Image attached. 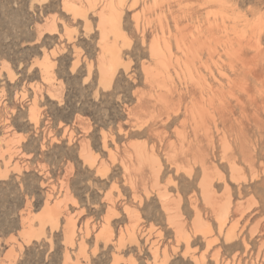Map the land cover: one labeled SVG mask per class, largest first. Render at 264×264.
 I'll return each instance as SVG.
<instances>
[{"label":"rangeland","instance_id":"rangeland-1","mask_svg":"<svg viewBox=\"0 0 264 264\" xmlns=\"http://www.w3.org/2000/svg\"><path fill=\"white\" fill-rule=\"evenodd\" d=\"M206 1L125 0L119 16L125 37L118 41L124 65L113 76L125 82L122 104L117 101V108L109 102L97 108L90 90L107 83L101 81L97 63L101 50L97 11L103 0H71L68 7L64 0L35 5L31 0H0V172L7 177L0 179V264H264V26L256 22L264 15V0ZM38 24L56 29L46 32L40 45L49 52L55 49L56 55L49 58L50 64L44 69L38 65L29 72L19 65L34 60L36 46L27 37ZM206 26L220 39L212 32V43L204 48L213 47L220 53L209 56L202 50L204 60L196 64L195 74L213 86L221 82L225 86L228 77L246 80L250 94L236 88L239 101L226 97L229 107L218 115L217 127L208 122L214 140L208 139L203 128L195 135L191 120H186L182 111L175 113L179 104L189 100V90L196 92L195 97L201 91L188 85L190 80H186L182 65L173 59L163 68L164 75L148 49L152 36L156 37L155 30L160 37L166 30L163 37L167 32L175 57L179 52L173 37L178 27L189 37V31L203 29L205 33ZM235 33L239 38L244 36L239 39H244L239 57L245 58L248 67L243 59L242 66L237 57L224 55L228 41L236 43ZM73 63L76 73L71 71ZM143 63L150 71L162 69L160 80L176 82L169 114L149 100L151 89ZM245 66H251L253 73ZM49 69L48 80L45 71L49 73ZM129 75L135 87L128 83ZM85 77L90 79L87 86L80 82ZM58 95L67 99L62 111L66 118L63 131L53 123L55 110H49L52 97ZM77 110L82 117L79 124L75 120ZM219 135L226 136L227 149ZM187 139L193 146L183 156L181 146L188 145ZM144 144L161 163L158 183H153L157 180L153 181L149 165L136 170L139 164L131 156L133 147ZM173 151L174 156L170 154ZM242 151L250 155L244 158ZM195 154L205 155L210 168L219 172L213 181L217 205L230 198V215L222 229L218 213L213 211L217 207L202 197L201 168L192 160ZM230 159L241 168L243 179L238 182L231 177ZM66 160L72 165L70 174ZM18 175L25 176L27 191L18 188ZM161 191L167 192L168 203L181 215L183 236L169 220L175 211L170 214L163 207ZM56 200L63 201L54 211L58 221L41 224L38 215ZM237 204L241 209L235 213ZM196 211L205 226L195 227ZM28 216L32 220H26ZM70 221L75 225L74 243L68 242ZM29 228L37 237L24 236ZM102 228L106 238L98 235ZM230 230L234 236L229 241Z\"/></svg>","mask_w":264,"mask_h":264},{"label":"bare ground","instance_id":"bare-ground-1","mask_svg":"<svg viewBox=\"0 0 264 264\" xmlns=\"http://www.w3.org/2000/svg\"><path fill=\"white\" fill-rule=\"evenodd\" d=\"M65 1V4L66 6L68 7V5L70 6L71 4V0H64ZM206 1V0H205ZM208 1V0H207ZM206 1V2H207ZM95 2V0H94ZM160 2V1H159ZM167 2V1H166ZM209 4L210 3H214V1H211L209 0L208 1ZM207 2V3H208ZM123 3H125V0H103V4H102V7L99 9V11H97V15H98V19H99V29H100V41L99 43L101 42V50H100V53H99V56H98V60H97V63H98V69H99V72H100V79L102 82H107L108 81H111L112 77L115 75L116 71L118 70V68L123 64L124 65V62H123V58H122V55H121V52H120V47H119V44H118V41L120 38H122L124 35L122 33V28L120 26V23L119 22V16H120V11H121V6L123 5ZM162 3V2H161ZM160 3V5H161ZM68 4V5H67ZM153 4V3H152ZM156 4H157V1H156ZM159 4V3H158ZM157 4V5H158ZM178 4V3H177ZM96 5V4H95ZM94 5V7H95ZM210 7V6H209ZM155 9V8H154ZM168 9V8H167ZM147 10V9H146ZM188 10V9H187ZM155 11V10H154ZM169 13V12H168ZM196 14V13H195ZM211 14V13H210ZM222 14L224 15V13L222 12ZM160 15V14H159ZM185 15V14H184ZM209 15V14H208ZM207 15V16H208ZM186 16V15H185ZM183 16V18L185 17ZM188 16V14H187ZM86 17V16H85ZM160 17V16H159ZM190 17V16H189ZM191 17H192V14H191ZM211 17V16H209ZM240 17V15H239ZM175 18V16H174ZM213 18V17H212ZM176 19H177V16H176ZM180 19V18H179ZM187 19V18H186ZM191 19V18H190ZM210 18H208V21ZM175 20V19H174ZM263 20H264V15L261 14L259 15L258 19L256 22H258L259 24L263 25ZM146 21V20H145ZM160 21V20H159ZM178 21V20H177ZM189 21V20H187ZM137 22V20H136ZM181 23V21H179ZM199 22V21H198ZM146 23V22H145ZM187 23V22H186ZM225 24V22H223ZM236 23V22H235ZM176 24V22L174 23V25ZM188 24V23H187ZM186 24V25H187ZM199 24V23H198ZM218 24V23H217ZM161 25V24H160ZM173 25V24H172ZM178 25V23H177ZM176 25V26H177ZM180 25V24H179ZM201 25V23H200ZM223 25V24H222ZM49 26V29L52 28L51 25H48ZM137 26V25H136ZM145 26V25H144ZM163 26V24H162ZM176 26L174 28H176ZM185 26V25H184ZM189 26V25H187ZM208 26L209 23H208ZM205 31V33L202 32V30L200 31H195L194 32H190L189 33L191 34H188L190 35L189 37L186 36V34H184V32H182V30L179 29L178 27V34L173 37L174 38V43L176 45V50L177 52H179L178 55H176L174 57V52H171V45H170V39H168L167 37V32H166V37H163L164 36V32H161L163 33L162 37H160L159 35H157V32L155 30V33H156V37L155 36H152L154 38L151 39V42H149V54H150V57L152 58V60H154V62L158 63L160 67H162V69L168 65V61H170L171 59L175 60V63H177V65L181 64L182 65V73L187 77V79L190 80V82L188 83V85H193L195 89H197L198 91H201V95L195 97L197 94L196 92L194 91H190L189 89V94H190V97H189V100H187V103L183 104V106H180L181 104H179L177 106V109L175 111L176 114H178L180 111L183 112V115L184 117L189 120H191L192 122V130H193V133L196 135L199 130L201 128H203V130L205 131V134L206 136H209L208 139L211 140H214V138L212 136L209 135V131L211 129H209L208 127V122L209 120L212 121L214 124H215V127H217V122H218V115L220 113H224L228 107H229V104L227 106V101H226V97L229 96L230 97H235L237 98L236 100L239 101V98L236 97V88H238V90H240V92H244L247 96L250 95L248 94L249 93V86L247 85V81L245 82L244 80H240L238 79L237 77L235 79H232V77H228L227 78V82L225 83V86H223L221 83L216 85V86H213L211 85L212 83H208L207 81H204L203 80V76L201 77L200 74L196 75L195 71L193 70L194 68H196V64L198 62L201 61V54H202V50H206V52H208L209 56L212 55L216 52V49L211 47V48H204V47H208L210 46V42H211V38H213V30L211 27L213 26V23L211 25V27H209ZM215 26H216V23H215ZM221 26V25H220ZM225 26L227 27V25L225 24ZM225 26H223L225 28ZM232 26V25H231ZM229 26V27H231ZM147 27V26H146ZM161 27V26H160ZM195 27V26H194ZM199 27V26H198ZM205 27V26H204ZM214 27V26H213ZM217 27V26H216ZM166 28V27H165ZM181 28V26H180ZM183 28V27H182ZM185 28V27H184ZM200 28V27H199ZM202 28V27H201ZM235 28V26H234ZM238 28V27H237ZM137 29V28H136ZM164 29V28H163ZM205 29V28H204ZM218 29V27H217ZM262 29V28H260ZM195 30H198L196 29L195 27ZM234 30V29H232ZM151 31V30H150ZM161 31V30H159ZM192 31V29H191ZM243 31V29H242ZM241 31V32H242ZM177 32V31H176ZM215 32V30H214ZM213 32V33H214ZM232 32V31H231ZM238 32V31H236ZM252 32V31H251ZM174 33V31H173ZM208 33V34H207ZM218 33V32H217ZM216 33V34H217ZM220 33V32H219ZM243 33V32H242ZM245 33V32H244ZM160 34V32H159ZM241 34V33H239ZM143 35V34H142ZM154 35V33H153ZM161 35V34H160ZM170 35V34H169ZM215 35V33H214ZM236 35V33H235ZM245 35V34H244ZM111 36H113V40H110ZM144 36V35H143ZM158 36V37H157ZM171 36H172V33H171ZM238 37V35H236ZM125 37V36H124ZM215 37L218 39L219 37H217V35H215ZM242 36L241 35V38L238 37V39L235 41L236 43L233 42V40L231 41V39L228 41V43L226 44V48L223 50L225 53L224 55L226 54L227 56L232 57V56H235V59L236 57L240 60L244 58V57H239L240 55V52L244 49L242 48V43L244 42V39H243V42H241L240 40L242 39ZM249 37V36H248ZM170 38V37H169ZM223 38H226L225 36H223ZM227 38L229 39L228 35H227ZM234 38V36H233ZM146 39V38H145ZM172 39V38H171ZM210 39V41H209ZM220 39V38H219ZM218 39V41H219ZM240 39V40H239ZM247 39V38H245ZM150 40V39H149ZM222 40V39H221ZM250 40V39H249ZM247 39V42L249 41ZM255 40V39H254ZM173 41V40H172ZM224 40H222L223 42ZM227 41V40H226ZM246 41V40H245ZM255 42V41H254ZM209 43V45L207 44ZM212 43V42H211ZM221 43V42H220ZM219 44V43H217ZM224 44V42H223ZM245 44V43H244ZM144 45H145V42H144ZM147 45V44H146ZM249 45V44H248ZM218 46V45H217ZM222 47V46H221ZM217 48V47H216ZM260 48V47H259ZM218 49V48H217ZM223 49V47H222ZM172 54H171V53ZM218 55L220 53V51H218ZM216 52V53H217ZM174 54V55H173ZM204 54V53H203ZM172 55V56H171ZM223 56V55H222ZM170 57V58H168ZM204 57V56H203ZM208 57V56H207ZM206 57V58H207ZM221 57V55H220ZM219 57V58H220ZM213 58V57H212ZM210 58L212 61L214 59ZM245 59V58H244ZM244 59L242 60L243 63H245ZM204 60V59H203ZM203 60L201 62H203ZM210 61V60H209ZM150 62V61H149ZM153 61H151V64H152ZM173 62V61H172ZM171 62V63H172ZM208 63V60L206 61ZM205 62V63H206ZM148 63V62H146ZM232 63V62H231ZM230 63V64H231ZM242 63V62H241ZM243 63L241 64L243 66ZM247 63V62H246ZM245 63V64H246ZM155 64V63H154ZM153 64L154 68L156 67L155 65ZM174 64V63H172ZM147 65V64H146ZM149 65V63H148ZM147 65V66H148ZM176 65V64H175ZM232 65V64H231ZM152 66V65H151ZM150 66V67H151ZM171 66V65H169ZM174 66V65H173ZM172 66V67H173ZM196 66V67H195ZM209 66V65H208ZM171 67V68H172ZM181 67V66H180ZM180 67L177 66V68L180 70ZM200 67V65H199ZM233 67V65L231 66ZM247 67H248V63H247ZM256 67V66H255ZM48 68V67H47ZM46 68V69H47ZM145 68V69H144ZM230 68V66H229ZM251 68V66L249 67V69ZM44 69V68H43ZM143 69L146 71V79L148 80L147 81V84L148 82L150 83L149 84V88L151 89L150 93H149V100L152 101L155 105H160L162 108H164L168 114H169V107H170V103L174 100V92L176 90V85H175V81L173 80H170L168 78V76L170 75V72H168L167 74V78L166 80L162 79L160 80L161 76H162V73L164 71H161V70H158V68H156V70H152L150 71L151 68H146L144 63H143ZM169 69V68H168ZM175 69V68H174ZM173 69L174 72H176L175 70ZM210 69V68H209ZM234 69V67L232 68ZM246 68L245 66V70L248 72L250 70ZM205 70V69H204ZM48 71V69L46 70ZM45 71V74H46V77L45 79H48L49 80V77L48 76L50 74V69H49V73ZM169 71V70H167ZM194 71V72H193ZM144 72V71H143ZM181 72V71H180ZM222 72V71H221ZM220 72V73H221ZM235 72V71H234ZM253 73V70L250 71ZM249 72V73H250ZM197 73H199L197 71ZM223 73V72H222ZM221 73V75H222ZM165 75V71L163 73ZM175 74V73H174ZM211 74V73H210ZM180 75V74H178ZM184 75L182 78H184ZM225 75V74H224ZM213 76V75H212ZM172 77V76H170ZM166 78V77H165ZM205 78V77H204ZM240 78V77H239ZM242 78V77H241ZM215 79V78H214ZM178 80V79H177ZM218 81V79H215ZM185 81V79H184ZM188 81V80H187ZM175 82V83H174ZM106 83V84H107ZM180 83V82H179ZM186 84V82H184ZM218 83V82H217ZM224 84V83H223ZM186 87V86H185ZM189 87V86H188ZM187 87V88H188ZM264 87V85H263ZM187 88L185 89L187 91ZM193 88V89H194ZM196 90V91H197ZM180 91V90H179ZM236 91V92H234ZM184 95H182L181 93H179V97L180 98H183ZM140 99H144V97H141ZM140 99H139V102H140ZM232 99V98H230ZM178 100V99H177ZM233 101V100H232ZM142 103V102H141ZM231 108V107H230ZM33 111V110H32ZM219 128V127H218ZM202 132V131H200ZM181 136L184 135V134H180ZM213 135V134H212ZM226 135V134H225ZM220 136V135H219ZM195 137V136H194ZM221 137V141L223 143V147L224 149L227 146V142L226 140L224 139V137L226 138V136H220ZM238 137V136H237ZM197 138V136H196ZM200 138V137H199ZM237 139V138H236ZM186 140V139H185ZM192 140V139H191ZM219 140V139H218ZM193 141V140H192ZM197 141V139H196ZM187 142H188V145L185 147L183 146V141H182V146H181V152H185L186 149H188L187 151H189L192 146H193V143L190 142V140L188 141L187 139ZM212 142V141H211ZM186 143V141H185ZM214 143V142H213ZM238 144V143H237ZM245 145V144H244ZM230 146V145H229ZM222 147V146H221ZM134 150H133V153L131 154V156L135 157V159L137 160L138 162V166L137 167L138 169L136 170H139L142 166H144L145 164L149 167H150V170H152L151 172L153 173V181H154V178L155 180H157V182H153V183H158V178L160 177V173H161V163L158 159V157L155 155L154 152H151L147 147L146 145H142V146H136V147H133ZM178 148V147H177ZM223 149V150H224ZM227 149V148H226ZM81 150V149H80ZM231 150V149H230ZM179 151H180V148H179ZM229 151V150H228ZM171 152V151H170ZM227 152V151H226ZM191 153H193V151H191ZM240 153H243L244 155V158H247L249 155H250V152L248 151H242ZM172 156H174L176 154L175 151H173L172 153H170ZM178 154V153H177ZM186 154V153H185ZM182 155V154H181ZM188 155V153H187ZM200 156H196L195 154V159L193 158L192 160L194 161H197L200 165V170H201V179H200V182H199V185L201 187V192L203 194L202 197H204V200L207 202V203H210L212 204L216 209L214 210L213 208V211L214 212H217V217L219 219V223H220V228L222 229L224 227V225L226 224V220L228 219V216L230 215V198L225 200L224 202H221L222 204H219L217 205V203L215 202V199H214V196H215V191L213 189V181H214V178L216 175H219L218 171L215 169H211L210 166L208 165V162L206 161L207 159L204 158L205 155H202V154H199ZM222 155V154H221ZM170 156V157H172ZM183 156H184V153H183ZM235 158V157H234ZM179 159V158H178ZM171 161V158L169 159ZM227 160V159H226ZM173 163V162H172ZM189 163H190V160H189ZM192 163V162H191ZM197 163V164H198ZM229 166H230V170H231V177L234 181L238 182L240 180L243 179L242 177V174H240V169L238 168V165L235 163V161H231L230 159V162L228 163ZM191 165V164H190ZM189 165V166H190ZM134 167V166H133ZM240 167V166H239ZM132 168V167H131ZM148 168V167H147ZM192 168V167H191ZM126 172L128 171L129 167L126 166ZM179 169V168H177ZM190 169V168H189ZM2 172H0L1 174ZM221 174V173H220ZM5 175V174H3ZM152 175V174H151ZM222 180V178H221ZM235 182V183H236ZM157 187V186H156ZM159 187V186H158ZM227 188L225 189H228V186H226ZM160 188V187H159ZM166 188V187H165ZM230 189V188H229ZM229 190H227L228 192ZM162 192V193H161ZM160 192V196H161V201H162V205L163 207H165V209L168 210V212L171 214L173 213L175 210H177L176 208H174L175 206L171 207V205L168 203V195H167V192L165 191H161ZM224 195V193L222 194ZM70 197V196H69ZM107 197V196H106ZM217 197V196H216ZM219 197V196H218ZM229 197V195H228ZM221 198V197H220ZM226 198V197H225ZM213 200H214V204H213ZM250 200V199H249ZM57 201V200H56ZM218 201V200H217ZM63 203V201H57L55 202L53 205H50V204H47L43 210V212L38 215V220L40 221L41 224L45 223L46 221H48V223H56L58 220L57 216H55L54 214V211L59 209L61 207V204ZM209 204V205H210ZM232 205V204H231ZM247 206V205H246ZM196 208V207H195ZM175 209V210H174ZM239 209H241V204H237L236 207H235V210L234 212L238 213L239 212ZM172 210H174L172 212ZM166 211V210H165ZM171 211V212H170ZM179 212V211H178ZM177 211H175L173 214H171L169 216V220L171 221V223H173L174 225H176V229H177V233H179L180 235H184V231H183V227H182V220H180V214L178 213ZM183 217V216H182ZM31 217H26V220H30ZM25 220V221H26ZM32 220V219H31ZM204 220L201 219V216H200V213H198L196 211V215H195V218H194V224H195V227H197L196 224H198V227H203L205 225V222H203ZM207 223V222H206ZM75 230V225L70 221V225H68V231L70 233V237L68 239V242H73V236H74V231ZM195 230V229H194ZM251 231H252V227H251ZM41 232V231H40ZM40 232L38 234H40ZM25 233V237H29L31 234H34V230H32V228H29V229H25L24 231ZM37 234V235H38ZM186 234V233H185ZM234 232L233 230H230L228 233H227V240H231L233 238V235ZM35 235V234H34ZM99 236L103 237V238H106V234H105V231H104V228L101 229V232L100 234H98ZM36 236V235H35ZM37 237V236H36ZM74 243V242H73Z\"/></svg>","mask_w":264,"mask_h":264},{"label":"snow or ice","instance_id":"snow-or-ice-1","mask_svg":"<svg viewBox=\"0 0 264 264\" xmlns=\"http://www.w3.org/2000/svg\"><path fill=\"white\" fill-rule=\"evenodd\" d=\"M32 4L35 5L37 2H39L40 4H46L47 0H31ZM67 27V26H65ZM63 30V29H61ZM55 32L56 29H49L46 28L43 24H38L35 25V31L29 36L27 37V39L31 42V44L36 46V50L32 52V56L34 57V60H30L28 62V64H31V67L28 66V64H20L19 67L23 70L29 71L31 72L33 68L37 67L38 65L41 68H44L46 65L50 64V57H54L56 55L55 49H52L51 52L48 51V49L44 48L42 49L40 47L42 39L44 37V34L46 32ZM53 39H55V37H53ZM61 40L64 39V37H60ZM51 47V46H49ZM132 61H129V65H131ZM127 68V71L129 73L132 72L131 67L129 66H125ZM71 71L73 73L77 72V65L75 63H73ZM131 75L128 76V83L132 86L135 87V85L131 84ZM84 86H87L90 82V79L88 77L82 78V80L80 81ZM124 87H125V82L118 80L116 77H112L111 81L104 85L101 89H94V90H90V95L92 96V98L94 99V101L96 102L95 106L97 108H100V106L102 104H107L109 102H112L117 108L120 107L119 104H116L117 101H120L122 104V100L121 97L124 94ZM139 94V93H137ZM110 98V100H109ZM52 104L50 105V111H52L53 109L55 110L53 112V123L55 125H58L60 130H64V121H65V117L62 115V111L63 108L66 106L67 103V99L65 96H53L52 97ZM75 120L76 122L79 124L82 122V117L79 114V110L76 111L75 113ZM68 122L71 124V120L69 119ZM87 130V129H86ZM44 150H45V155L47 154V144L45 142V146H44ZM65 164L68 166L69 169V173L70 174L73 169H72V165L66 160ZM41 167H43V165H41ZM18 172L20 170H17ZM97 175H101V173H97ZM6 176H3L2 174H0V179H6ZM16 179L19 181L18 183V188L19 189H23L25 191H27V185L24 182L25 181V176L24 175H18L16 177ZM115 187V186H114ZM31 192H28V196L31 197Z\"/></svg>","mask_w":264,"mask_h":264}]
</instances>
